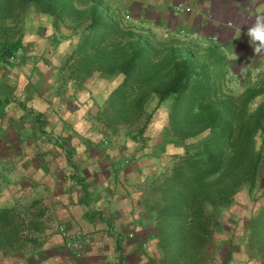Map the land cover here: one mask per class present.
<instances>
[{"label": "crops", "instance_id": "obj_1", "mask_svg": "<svg viewBox=\"0 0 264 264\" xmlns=\"http://www.w3.org/2000/svg\"><path fill=\"white\" fill-rule=\"evenodd\" d=\"M182 1L198 5L197 0ZM224 1L225 8L234 7L233 0ZM168 3L167 15L154 18L196 35L212 28L213 37L233 52L234 71L251 73L263 63L261 50L257 59L239 66L245 57L235 41L247 26L214 21L205 26L195 10L187 17ZM236 8L245 10L239 17L249 13L252 23L264 16L263 6ZM159 10H164L161 4ZM73 50L40 49L32 43L11 61L0 62V208L13 210L24 234L20 250L0 252V264H167L157 236V186L185 151L169 137V107H159L147 126L127 128L110 121L108 99L117 83L92 76L78 82L71 76ZM248 227L224 244L225 264L246 260L233 249L249 242ZM74 236L80 238L79 250L68 246Z\"/></svg>", "mask_w": 264, "mask_h": 264}, {"label": "trees", "instance_id": "obj_2", "mask_svg": "<svg viewBox=\"0 0 264 264\" xmlns=\"http://www.w3.org/2000/svg\"><path fill=\"white\" fill-rule=\"evenodd\" d=\"M138 1L0 0V29L6 2L9 16L12 9L33 6L57 27L71 24V76L83 82L96 74L117 83L108 99L112 122L144 118L147 126L159 107H169V137L185 151L157 186V236L167 264H178L185 251L202 263L211 226L235 194L245 187L259 191L257 199L264 194V74L233 95L232 83H242L247 73L233 70L221 41L166 26L149 15L150 5L139 11ZM179 5L169 8L177 12ZM23 45L0 41V62L11 61ZM253 213L250 246L264 255V200ZM20 235L13 210L0 208V252L17 248Z\"/></svg>", "mask_w": 264, "mask_h": 264}, {"label": "rangeland", "instance_id": "obj_3", "mask_svg": "<svg viewBox=\"0 0 264 264\" xmlns=\"http://www.w3.org/2000/svg\"><path fill=\"white\" fill-rule=\"evenodd\" d=\"M124 3L125 2H130V0H121ZM156 0H139L138 1V6L143 7L140 8L139 11L145 10V6L150 5L148 9H151L149 15L152 17H158L160 14L162 17L167 15L166 13L169 12L167 11L166 6H164L165 3L170 2L169 0H160V2H155ZM173 1V0H172ZM183 2L182 0H174L173 3H168L167 5L169 6H177L179 3ZM198 3V5H192V4H187L183 2V4L179 5L180 13H186L187 17L191 16V13L194 12V10L199 14L200 17L202 18V21H204V25L207 26L208 24H211L213 21L214 22H219V23H228L229 25H235L237 26H247L245 27V31L247 30L248 27H250L252 24V19H247L249 17V13H245V16L247 17H239L237 16L241 10L240 8L236 7H244L245 5L248 8H259L260 6H263L264 8V3L262 2H257L256 0H233L234 7L232 8H225V2L224 0H197L195 1ZM160 4L162 7H164V10L161 12L159 10ZM7 9L4 11L7 13V16L5 18H2L3 20V27L0 29V41H6V40H21L24 45L23 48H30L31 44H36L37 48H46V49H57L58 51L60 49H66L69 50L70 48L74 47V44L76 40L74 39V36H72L71 33L72 29L69 25L61 23L59 24V27L53 24V20L44 14H41L39 10L34 8L33 6H29L27 8L19 7L16 11L12 9V14L9 16V12H11V8L9 7L8 3L6 2L5 4ZM80 5V4H79ZM153 5H157V8H152L154 7ZM237 5V6H236ZM84 6V5H80ZM224 9H226V14L222 15L224 12ZM2 11V10H1ZM3 11V12H4ZM245 12V10H242ZM247 11V10H246ZM166 12V13H165ZM2 13V12H0ZM230 13V14H229ZM4 14V13H3ZM244 15V14H243ZM202 16V17H201ZM160 17V16H159ZM222 17V18H220ZM243 21V23H241ZM205 34L207 33L210 36H213L214 32L212 28H205L204 29ZM240 33L241 35H237V40L235 41V46L236 50L240 52L244 57L243 62L241 64L239 63V66H245L247 63L246 61L249 60H255L257 59L258 54L254 51V46H252L249 43V37L247 36L244 38L245 35ZM230 32H233L232 29L229 28L228 34L229 37H231ZM212 35H211V34ZM68 37H71L68 39ZM218 39V38H216ZM219 40V39H218ZM241 45V46H239ZM56 47V48H55ZM262 52L264 53V49H261ZM231 50L228 49L229 53ZM236 59V57H235ZM232 60V59H231ZM237 60V59H236ZM238 67V65H236ZM238 70V69H237ZM236 70V71H237ZM264 74V61L260 65L255 64L252 68V71L250 74L247 73V75H242L240 77V82H233L232 87L233 89L231 90V93L233 95H239L244 89L246 85H250V83L255 84L256 81H259L262 75ZM90 77V76H88ZM92 77L97 79L96 74H93ZM98 80V79H97ZM99 81V80H98ZM153 122V121H152ZM144 123L143 119L139 122H134V123H125L128 124L127 128H133V127H140ZM130 124V125H129ZM154 123H152V129L154 128ZM125 126V125H124ZM261 188L264 187V174L262 178L259 181ZM259 188V189H261ZM255 191V192H254ZM253 192H249L248 188H244L242 190H239L235 196H234V201L224 207L221 212L219 213L218 219L213 222L211 226V238L208 240L207 247L205 249V256H206V261L204 262L205 264H208L209 262H213L214 264H225L224 261L221 260L223 254H226L223 252L225 248V243L228 242L230 236H233L234 240H237V236H239L240 233H245L247 232L245 228V224H249L251 222V218L253 216V211L258 209V207L261 205L262 201L264 200V194L260 196V198H256L259 195V191L256 192L254 190ZM241 224H244V226H241ZM237 228V229H236ZM239 234H238V233ZM22 235V233H20ZM22 235L18 237V240L16 241V247L15 249L11 250V252L18 251L19 246L21 244V239ZM241 235V234H240ZM248 238H250V233L248 232ZM231 239V240H233ZM19 244V245H18ZM250 240L247 242V239L243 240L239 246V243L234 247L233 251L236 253V255L243 259L244 257L246 258L245 261H243L242 264H264V255L262 251L258 247H253L250 246ZM22 249V247H21ZM20 250V249H19ZM170 261H171V257ZM218 258L220 262H218ZM198 257L194 255V253L189 254V252L185 251L184 254H182L181 259L179 260L178 264H193L197 262ZM237 264L239 263V260L236 261ZM198 263V262H197ZM199 264V263H198Z\"/></svg>", "mask_w": 264, "mask_h": 264}, {"label": "clouds", "instance_id": "obj_4", "mask_svg": "<svg viewBox=\"0 0 264 264\" xmlns=\"http://www.w3.org/2000/svg\"><path fill=\"white\" fill-rule=\"evenodd\" d=\"M246 34L256 53L264 49V16H258L255 23L247 28Z\"/></svg>", "mask_w": 264, "mask_h": 264}, {"label": "built area", "instance_id": "obj_5", "mask_svg": "<svg viewBox=\"0 0 264 264\" xmlns=\"http://www.w3.org/2000/svg\"><path fill=\"white\" fill-rule=\"evenodd\" d=\"M81 245L82 244L78 236H74L73 240L68 243L69 248L78 249V250L81 248Z\"/></svg>", "mask_w": 264, "mask_h": 264}, {"label": "bare ground", "instance_id": "obj_6", "mask_svg": "<svg viewBox=\"0 0 264 264\" xmlns=\"http://www.w3.org/2000/svg\"><path fill=\"white\" fill-rule=\"evenodd\" d=\"M230 14V13H229ZM159 20V19H158ZM166 27V26H165Z\"/></svg>", "mask_w": 264, "mask_h": 264}]
</instances>
